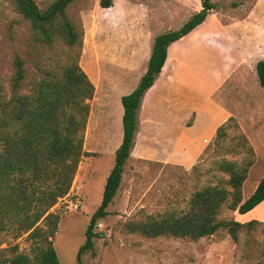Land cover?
<instances>
[{"label":"rangeland","instance_id":"374dc122","mask_svg":"<svg viewBox=\"0 0 264 264\" xmlns=\"http://www.w3.org/2000/svg\"><path fill=\"white\" fill-rule=\"evenodd\" d=\"M33 1L40 10H45L55 0ZM98 1L76 0L65 10L68 20L74 26L82 28L83 42L79 63L90 76L91 66L97 65L95 55L101 54L105 48L111 53L116 49L112 40L106 45L99 40L112 39V16L118 11V16H123L120 8L122 0H112L114 8L106 10L99 7ZM263 2L264 0H212L215 12L232 19L244 18L249 14L252 20L256 17L251 14V9ZM77 51L70 50L59 38H54L49 45L34 42L28 21L16 11L13 1L0 0L2 96H7L10 92L11 61L15 53L25 61L26 79L20 93H29L45 71L65 65ZM111 64L120 66L119 61ZM256 85L259 89L257 92L255 85L248 81L253 97L256 95V102L262 104L264 90L257 82ZM121 86L116 91L106 93L109 97L107 109L100 110L95 102L91 109L89 103L92 115L90 125L84 133L83 151L91 154L81 158L69 194L59 199L51 209V212L59 216L52 244L60 264H76V253L84 243L89 219L101 202L104 183L122 138V123L117 117L115 102L117 96L127 89ZM123 96L126 95L119 99ZM233 99L236 101V98ZM237 100L244 102L246 98ZM254 100L249 95L245 102L253 105ZM118 104L121 108L120 100ZM260 116L259 106L257 114L252 113L245 120L247 132L255 128ZM226 127L225 137L216 143L214 140L201 159L188 171L143 161L126 163L120 188L107 209L108 215L99 221L95 229L100 236L93 240L92 248L81 256L80 264H264V240L258 226L241 228L236 240L221 229L213 236L198 241L167 237L146 238L128 233L123 228L129 221L182 213L188 208V201L195 191L228 181V174L220 166L224 161L232 163L237 170L242 169L247 162L254 164L255 157L249 152V143L235 120L228 122ZM255 138L256 134L251 136L258 147ZM262 172L263 168L259 165L248 175L242 189V198L252 194V188ZM236 217L237 213L229 210L225 204L217 219L236 221ZM14 234L11 229L0 232V264H7V260L16 254L32 255L33 246L25 240V236L15 238Z\"/></svg>","mask_w":264,"mask_h":264},{"label":"trees","instance_id":"16d2710c","mask_svg":"<svg viewBox=\"0 0 264 264\" xmlns=\"http://www.w3.org/2000/svg\"><path fill=\"white\" fill-rule=\"evenodd\" d=\"M11 1L28 21L34 42L49 45L59 38L70 50H78L65 65L45 71L29 93H20L26 69L24 59L15 53L11 61L10 92L7 96L0 94V232L11 229L15 238L25 236L33 246L31 256L16 254L7 264H60L52 244L59 216L51 209L69 194L81 158L91 154L83 151V140L90 114L89 101L95 88L79 63L82 28L74 26L65 14L76 0H55L45 10H40L33 0ZM199 2L201 9L179 29L155 37L145 73L136 88L121 97L122 141L114 153L101 202L89 219L84 243L76 253V264H80L81 256L100 236L95 229L108 215L107 209L120 188L134 146L137 109L165 63L167 48L200 25L215 8L211 0ZM98 4L108 9L112 0H99ZM255 73L259 87L264 90V61L256 63ZM227 123L217 129L215 143L225 137ZM249 152H252L250 146ZM251 165L247 162L237 170L232 163L224 161L220 166L228 174V181L195 191L182 213L129 221L123 228L146 238L191 241L211 237L224 229L236 240L241 228L251 229L260 224L219 221L217 217L225 204L229 210L243 215L264 200V174L252 194L242 198V186Z\"/></svg>","mask_w":264,"mask_h":264},{"label":"crops","instance_id":"0c3cea01","mask_svg":"<svg viewBox=\"0 0 264 264\" xmlns=\"http://www.w3.org/2000/svg\"><path fill=\"white\" fill-rule=\"evenodd\" d=\"M120 8L123 16H118L119 11L112 16V39L99 40L105 45L112 40L116 49L97 53L91 76L85 73L95 88L89 101L91 109L94 102L100 110L107 109L106 93L121 85L127 88L115 101L119 120L123 114L119 97L136 88L146 71L155 37L179 29L201 6L199 0H122ZM251 11L255 20L249 14L232 19L214 8L200 25L167 48L165 63L137 109L138 127L127 163L143 161L188 171L215 140L217 129L233 119L255 157L248 175L259 165L264 174V103L256 102L248 87L250 80L255 91L259 90L255 65L264 61V2ZM117 61L119 67L111 64ZM249 95L255 99L253 105L246 103ZM240 98L246 102H237ZM259 106L261 118L247 132L245 120L257 114ZM254 134L258 147L251 139ZM236 221L260 224L264 240V200L249 212L237 214Z\"/></svg>","mask_w":264,"mask_h":264}]
</instances>
